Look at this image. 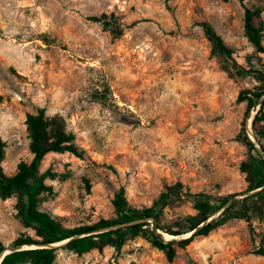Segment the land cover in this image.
Segmentation results:
<instances>
[{
  "label": "rangeland",
  "instance_id": "obj_1",
  "mask_svg": "<svg viewBox=\"0 0 264 264\" xmlns=\"http://www.w3.org/2000/svg\"><path fill=\"white\" fill-rule=\"evenodd\" d=\"M245 7H261L264 18V0H0L4 172L12 176L32 161L27 115L43 108L65 120L84 151L51 153L41 165L53 188L41 196L42 209L68 228L115 219L120 189L138 209L177 183L192 193H246V149L236 138L256 110L246 120L237 97L256 82L213 53L202 26L213 27L239 64L257 62ZM103 15L109 25L89 19ZM17 204V195L0 198V240L8 246L23 234L35 237ZM195 213L191 200L176 198L161 224H183ZM250 223L253 233L236 218L194 238L173 263L140 235L82 255L59 247L54 264H264V214Z\"/></svg>",
  "mask_w": 264,
  "mask_h": 264
},
{
  "label": "trees",
  "instance_id": "obj_2",
  "mask_svg": "<svg viewBox=\"0 0 264 264\" xmlns=\"http://www.w3.org/2000/svg\"><path fill=\"white\" fill-rule=\"evenodd\" d=\"M241 3L244 0H238ZM94 22H104L109 25L107 15L102 17H90ZM207 38L212 43L213 53L232 61L236 76L240 78L251 77L256 85L239 92L238 103H246V120L254 109L256 114L252 120V133L257 143L264 151V18L261 7H245L244 31L248 41L254 46L258 55L257 62L248 57L246 62L239 64L235 50L227 46L222 37L208 23L202 24ZM122 34V30L120 34ZM261 102L259 107L257 103ZM27 129L29 133L30 149L34 155L30 163L21 162L18 171L12 176L4 172L2 163L5 159L6 142L0 137V198L7 200L17 195V208L22 223L26 228L34 231V238L21 235L11 246L0 240V257L10 248L20 246H37L34 249L16 251L7 254L1 264H54L57 258V248L49 245L66 242L63 249L82 255L97 249L102 252L107 246L120 248L129 237L143 235L149 239L153 246L166 255L167 260L173 263L177 256V248L185 249L196 237L208 236L213 231L226 225L236 218H244L249 222L251 233L254 232L251 219L255 215L264 214V158L248 137L246 121L243 122L237 140L246 149L245 160L241 163L240 170L246 175V193L257 191L244 198L235 200L238 194L225 196H213L206 193H192L185 190L182 183L169 186L163 192L159 200L150 208L138 209L129 204L125 190L120 191L112 200L116 218L112 220H100L93 225H84L74 228L66 227L61 217L45 211L41 206V196L53 193L52 186L46 183V179L52 173L41 170L45 158L51 153H70L82 157L84 151L76 143V136L69 132L65 120L57 115L50 117L43 108H38L34 114L27 115ZM176 198H187L194 204L196 211L188 215L184 223L162 225L160 214ZM232 201V202H231ZM231 204L215 219L200 228L194 235L178 242H166L161 236L155 235L149 226V220H155L158 228L171 236H184L214 217L226 205ZM118 227L117 229H112ZM102 232L103 230H107ZM102 232V233H100ZM70 240V241H69ZM264 256V249L258 252Z\"/></svg>",
  "mask_w": 264,
  "mask_h": 264
},
{
  "label": "water",
  "instance_id": "obj_3",
  "mask_svg": "<svg viewBox=\"0 0 264 264\" xmlns=\"http://www.w3.org/2000/svg\"><path fill=\"white\" fill-rule=\"evenodd\" d=\"M264 99V97L262 98V100ZM261 105V102L257 103L256 107H259ZM256 114V113H255ZM254 114V115H255ZM253 117L252 116V119H250V121L248 122L247 124V130H248V137L252 140V142L255 144V146L259 149V152L261 153V155L263 156L264 158V151L262 150V148L259 146V144L257 143L255 137L253 136V133H252V120H253ZM251 118V116H250ZM249 127H250V133H251V136H250V133H249ZM257 191H254V192H250V193H244L243 195H238L235 200H238L240 196H244V197H248L254 193H256ZM232 202V201H231ZM231 202H229L225 208H223L220 212H218L214 217H212L211 219H209L206 223H204L203 225L199 226L196 230H194L193 232H191V236L194 235L200 228H202L203 226H205L206 224H208L210 221H212L213 219L217 218L230 204ZM151 221L152 223V229L155 233H158L161 237L164 238V232L161 231L158 226H157V222L155 220H149ZM118 227H115V228H112V229H117ZM105 231H108L107 230H103L102 232H105ZM100 232V233H102ZM171 236V235H170ZM165 240V239H164ZM181 238H179L178 236H172V238L170 240H165L167 243L168 242H178L180 241ZM70 241V240H69ZM68 241L64 242L63 244H59V245H49L48 247L50 248H57V247H60V246H63L64 244H66ZM26 246H20V247H14V248H10V249H7L3 254L2 256L0 257V264L2 263L4 257L7 255V254H10V253H13V252H16V251H22V250H28L30 248H25Z\"/></svg>",
  "mask_w": 264,
  "mask_h": 264
},
{
  "label": "bare ground",
  "instance_id": "obj_4",
  "mask_svg": "<svg viewBox=\"0 0 264 264\" xmlns=\"http://www.w3.org/2000/svg\"><path fill=\"white\" fill-rule=\"evenodd\" d=\"M252 119V118H251ZM249 133H250V127H249ZM250 136H251V133H250ZM252 137V136H251ZM191 236V233L187 234V235H184V236H180L179 238L181 239H186V238H189ZM172 238V236L168 235V234H164V239L165 240H170ZM64 242H61V243H57V244H54V245H59V244H63ZM25 248H30V249H34V248H37V246H26Z\"/></svg>",
  "mask_w": 264,
  "mask_h": 264
}]
</instances>
